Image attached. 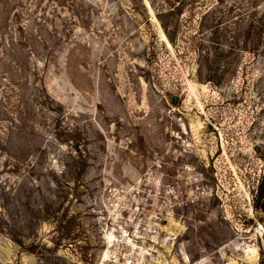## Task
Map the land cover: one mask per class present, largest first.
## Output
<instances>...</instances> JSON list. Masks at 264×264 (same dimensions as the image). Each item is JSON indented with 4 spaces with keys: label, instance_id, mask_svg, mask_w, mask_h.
Instances as JSON below:
<instances>
[{
    "label": "rangeland",
    "instance_id": "1",
    "mask_svg": "<svg viewBox=\"0 0 264 264\" xmlns=\"http://www.w3.org/2000/svg\"><path fill=\"white\" fill-rule=\"evenodd\" d=\"M263 171L264 0H0V264H264Z\"/></svg>",
    "mask_w": 264,
    "mask_h": 264
},
{
    "label": "trees",
    "instance_id": "2",
    "mask_svg": "<svg viewBox=\"0 0 264 264\" xmlns=\"http://www.w3.org/2000/svg\"><path fill=\"white\" fill-rule=\"evenodd\" d=\"M164 29L167 30V28L164 26ZM169 40L172 41V38L168 36ZM253 207L255 210H259L264 212V171L262 176L260 177L258 184L256 186V194L253 198ZM19 245L21 246V242L18 241ZM23 249V247L21 246Z\"/></svg>",
    "mask_w": 264,
    "mask_h": 264
},
{
    "label": "built area",
    "instance_id": "3",
    "mask_svg": "<svg viewBox=\"0 0 264 264\" xmlns=\"http://www.w3.org/2000/svg\"><path fill=\"white\" fill-rule=\"evenodd\" d=\"M134 254L136 256H138V255L150 256L151 252H149V251H142V252L138 251V252H135ZM130 257H131V255L126 256V264H133V260Z\"/></svg>",
    "mask_w": 264,
    "mask_h": 264
},
{
    "label": "water",
    "instance_id": "4",
    "mask_svg": "<svg viewBox=\"0 0 264 264\" xmlns=\"http://www.w3.org/2000/svg\"><path fill=\"white\" fill-rule=\"evenodd\" d=\"M74 148H75L76 150H79V147H78V146H75Z\"/></svg>",
    "mask_w": 264,
    "mask_h": 264
}]
</instances>
